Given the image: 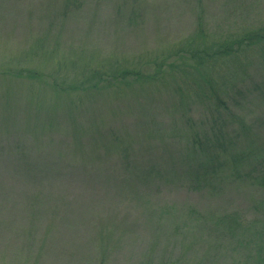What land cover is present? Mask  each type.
<instances>
[{
    "label": "rangeland",
    "instance_id": "1",
    "mask_svg": "<svg viewBox=\"0 0 264 264\" xmlns=\"http://www.w3.org/2000/svg\"><path fill=\"white\" fill-rule=\"evenodd\" d=\"M259 29L264 0H0V264H257L264 42L191 57Z\"/></svg>",
    "mask_w": 264,
    "mask_h": 264
},
{
    "label": "trees",
    "instance_id": "2",
    "mask_svg": "<svg viewBox=\"0 0 264 264\" xmlns=\"http://www.w3.org/2000/svg\"><path fill=\"white\" fill-rule=\"evenodd\" d=\"M219 37L210 46L207 44L208 42H206V41L203 42L205 47L200 46V44L194 46L196 49L192 52L191 58L195 59V61L197 62V64L195 66H198L201 68H203L206 65L211 66V64H206L205 62L216 63L215 62L216 57H218L220 60V59L229 57L230 55H233L234 46L242 47V45H244V44H246V46H248V45L249 46L250 45L258 46V44L264 42V35L260 34V29L254 30L251 32L250 31L244 32L242 34L238 33L237 36L234 37V39L231 43L230 42H220V41H218ZM212 49H213V51H212V53H210L209 51H211ZM238 59H240V56H238ZM36 75H42V74H38V72H31L30 79L35 80ZM59 85H61V83H59ZM236 86L237 85L235 84V82H233V80L231 79V80H229V84L225 85V87H223V88L224 89H230L234 93L241 94V91H238ZM244 90H250L251 93L256 94V95H260L264 99V84L263 83L251 82V84L247 85L244 88ZM62 91H63L62 88L55 89L53 87L52 96H55V94H57L56 95V97H57L58 95H61L63 93ZM213 92H215V91H213ZM218 92H219V90H218ZM218 92H215V99L217 102L218 109H216V108L213 109L209 113V115H211V116H214L216 113L220 112V110L230 112V108H228L224 99L218 95ZM219 147L225 148V144L219 143ZM210 156H213V154H211ZM262 184L264 185V182H262ZM231 228L234 230L233 227H231ZM263 252H264V248L262 247L261 250L258 252L259 260L257 261V264H264Z\"/></svg>",
    "mask_w": 264,
    "mask_h": 264
}]
</instances>
